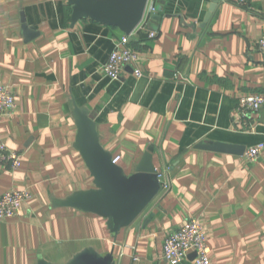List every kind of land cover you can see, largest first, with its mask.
Here are the masks:
<instances>
[{
  "label": "crops",
  "instance_id": "0c3cea01",
  "mask_svg": "<svg viewBox=\"0 0 264 264\" xmlns=\"http://www.w3.org/2000/svg\"><path fill=\"white\" fill-rule=\"evenodd\" d=\"M154 1L160 19H144L129 37L143 76L127 66L111 79L103 66L120 29L90 19L71 27L67 0H0V84L17 101L0 117V140L22 160L0 168V195L32 194L0 222V264H66L86 248L114 251L116 264H171L164 240L191 217L204 225L214 264H264V150L256 162L245 156L264 144V108L237 111L240 97L264 94V0ZM24 22L37 33L31 39ZM75 104L127 175L153 145L170 186L117 238L103 217L58 204L95 187L75 146ZM210 142L246 149L197 148Z\"/></svg>",
  "mask_w": 264,
  "mask_h": 264
},
{
  "label": "water",
  "instance_id": "95a60500",
  "mask_svg": "<svg viewBox=\"0 0 264 264\" xmlns=\"http://www.w3.org/2000/svg\"><path fill=\"white\" fill-rule=\"evenodd\" d=\"M147 3L148 0H67L71 7V27L90 19L116 27L127 35L133 33L141 23ZM154 18L159 20L160 16L154 15ZM23 29L27 39L37 34L26 22ZM73 115L77 125L75 146L94 178L95 187L77 191L58 204L103 217L107 220L110 233L117 238L122 229L132 225L144 213L161 190L160 174L153 162L154 146H150L145 152L136 172L127 175L120 165L114 163L113 155L100 143L97 124L90 112L75 104ZM197 148L239 155L244 154L246 149L244 146L218 142L200 143ZM195 255L196 253H192L189 257L194 259ZM38 264L54 263L40 258ZM66 264H116V261L114 251L103 255L94 248H86Z\"/></svg>",
  "mask_w": 264,
  "mask_h": 264
},
{
  "label": "built area",
  "instance_id": "2783aa9c",
  "mask_svg": "<svg viewBox=\"0 0 264 264\" xmlns=\"http://www.w3.org/2000/svg\"><path fill=\"white\" fill-rule=\"evenodd\" d=\"M240 6H246L249 0H233ZM157 4L148 0L143 19L154 16ZM141 21V22H142ZM140 25V24H139ZM156 30L149 31V37H156ZM130 35L124 34L115 43V48L110 53L103 68L106 76L118 79L124 68L132 66L137 77L143 76L139 68L140 55L138 51L129 46ZM257 49L264 55V25L263 32L257 41ZM17 107V101L9 87L0 84V117L5 113H12ZM264 108V94L245 95L239 98L237 111L242 116H247ZM264 150L260 143L246 149L245 156L249 162H256ZM120 156L113 158L118 163ZM22 164L20 152L11 150L4 141L0 140V168L16 169ZM161 178V174L159 175ZM161 180V179H160ZM169 183L161 181V188L169 190ZM32 198L28 190L11 189L0 195V222L19 215L22 205ZM135 248V247H133ZM210 247L207 243V234L202 222L194 217L189 218L176 231L170 233L164 240L163 256L171 264H181L192 253H196L193 264H214L210 259ZM137 260L138 258L135 257Z\"/></svg>",
  "mask_w": 264,
  "mask_h": 264
},
{
  "label": "trees",
  "instance_id": "16d2710c",
  "mask_svg": "<svg viewBox=\"0 0 264 264\" xmlns=\"http://www.w3.org/2000/svg\"><path fill=\"white\" fill-rule=\"evenodd\" d=\"M69 12H71V7H69ZM69 17H70V13H69Z\"/></svg>",
  "mask_w": 264,
  "mask_h": 264
}]
</instances>
